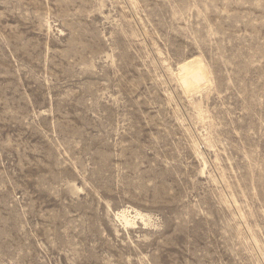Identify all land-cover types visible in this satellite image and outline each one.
<instances>
[{
  "label": "rangeland",
  "instance_id": "obj_1",
  "mask_svg": "<svg viewBox=\"0 0 264 264\" xmlns=\"http://www.w3.org/2000/svg\"><path fill=\"white\" fill-rule=\"evenodd\" d=\"M0 264H264V0H0Z\"/></svg>",
  "mask_w": 264,
  "mask_h": 264
},
{
  "label": "bare ground",
  "instance_id": "obj_2",
  "mask_svg": "<svg viewBox=\"0 0 264 264\" xmlns=\"http://www.w3.org/2000/svg\"><path fill=\"white\" fill-rule=\"evenodd\" d=\"M178 79L188 93L199 92L211 81L210 71L199 56L183 61L178 67ZM129 224L125 211L119 214Z\"/></svg>",
  "mask_w": 264,
  "mask_h": 264
}]
</instances>
